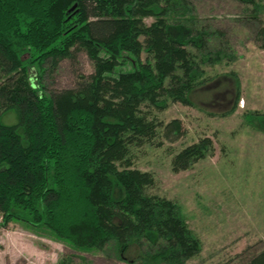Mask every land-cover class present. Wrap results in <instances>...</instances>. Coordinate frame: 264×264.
Returning a JSON list of instances; mask_svg holds the SVG:
<instances>
[{
  "label": "trees",
  "instance_id": "16d2710c",
  "mask_svg": "<svg viewBox=\"0 0 264 264\" xmlns=\"http://www.w3.org/2000/svg\"><path fill=\"white\" fill-rule=\"evenodd\" d=\"M238 2L264 49L263 0ZM194 12L190 0H0V227L45 228L81 252L113 246L129 264H188L200 255L180 207L149 194L152 175L128 157L157 134L144 107L191 106L208 81L202 65L235 59L225 33L206 30ZM82 51L94 73L79 76L76 89L47 92L35 82L44 65ZM246 122L264 132V114ZM181 131L174 120L164 136L174 141ZM212 152L201 139L174 156L173 171ZM246 264H264V250Z\"/></svg>",
  "mask_w": 264,
  "mask_h": 264
},
{
  "label": "rangeland",
  "instance_id": "374dc122",
  "mask_svg": "<svg viewBox=\"0 0 264 264\" xmlns=\"http://www.w3.org/2000/svg\"><path fill=\"white\" fill-rule=\"evenodd\" d=\"M190 1L202 27L225 33L235 59L202 65L208 81L190 95L191 106L170 100L162 110L144 107L157 134L149 143L132 146L128 157L132 169L152 175L149 194L176 203L200 240V255L188 264H246L264 250V132L246 122L247 114H264V49L255 22L238 0ZM259 18L264 24V0ZM144 22L150 25L154 19ZM93 73L94 64L82 51L57 68L44 65L41 77L35 74L34 79L47 92L59 93L76 89L83 81L79 76ZM4 120L16 119L8 114ZM174 120L182 131L173 141L164 136V127ZM257 124L264 128V122ZM204 138L211 140L212 154L187 171L174 172V156ZM62 258L73 264H129L113 246L81 252L45 228L16 221L0 227V264H59Z\"/></svg>",
  "mask_w": 264,
  "mask_h": 264
},
{
  "label": "water",
  "instance_id": "95a60500",
  "mask_svg": "<svg viewBox=\"0 0 264 264\" xmlns=\"http://www.w3.org/2000/svg\"><path fill=\"white\" fill-rule=\"evenodd\" d=\"M74 8H75V6L71 10H73Z\"/></svg>",
  "mask_w": 264,
  "mask_h": 264
}]
</instances>
